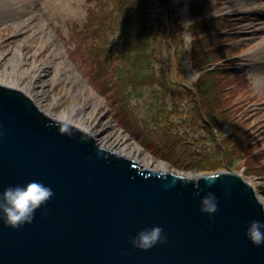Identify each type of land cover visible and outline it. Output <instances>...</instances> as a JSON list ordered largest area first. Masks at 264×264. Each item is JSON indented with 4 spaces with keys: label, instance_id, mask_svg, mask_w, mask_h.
<instances>
[{
    "label": "rangeland",
    "instance_id": "obj_1",
    "mask_svg": "<svg viewBox=\"0 0 264 264\" xmlns=\"http://www.w3.org/2000/svg\"><path fill=\"white\" fill-rule=\"evenodd\" d=\"M98 1L0 0V66L12 64L14 76L34 66L21 58L53 65L42 80L22 82L44 92L47 103L55 104L51 113L78 104L77 119L95 114L139 153L179 173L234 171L251 181L264 201V0H199L201 9L191 0H175L180 22L172 35L181 45L170 47L157 30L156 55L149 64L132 65L139 78L145 76L135 80L141 85L136 90L114 76L127 64L112 28L117 22L104 26L98 57L85 39L89 10L102 4ZM145 1L160 15L159 0ZM206 42L221 50L207 54ZM225 44L233 52L226 54ZM101 64L108 71L100 73Z\"/></svg>",
    "mask_w": 264,
    "mask_h": 264
},
{
    "label": "water",
    "instance_id": "obj_2",
    "mask_svg": "<svg viewBox=\"0 0 264 264\" xmlns=\"http://www.w3.org/2000/svg\"><path fill=\"white\" fill-rule=\"evenodd\" d=\"M217 173L219 207L200 211L184 173L151 170L72 125L60 130L22 90L0 84V191L39 179L54 194L31 223L0 220V264H264V245L245 235L264 220L256 188L241 174ZM160 224L167 239L133 246L139 228Z\"/></svg>",
    "mask_w": 264,
    "mask_h": 264
},
{
    "label": "trees",
    "instance_id": "obj_3",
    "mask_svg": "<svg viewBox=\"0 0 264 264\" xmlns=\"http://www.w3.org/2000/svg\"><path fill=\"white\" fill-rule=\"evenodd\" d=\"M104 2L113 4V7L110 4L111 8H106L103 4ZM97 3L102 4L96 6L95 10L93 8L89 10V20L86 23V29L84 30L87 33L85 39L93 43L91 53L93 56L98 57V54L102 51L99 47V44L101 43L99 38L106 36L104 26L110 20H115L117 23H114L112 28L115 29L116 36L119 38L118 49H120L121 44L124 45L122 56L127 64L119 65L115 70L114 76L118 78L119 82L125 85V87H128V85L131 84L134 90H136L138 87H141V85L139 82L135 83V80H142L145 76L139 78L138 72H136V69L134 70L132 65L137 64L140 67L146 63L149 64L151 58L156 55V49L152 45H156L159 42L156 38L157 30H162V32L166 34H164V38L170 47L173 42L176 44L174 45L176 50L179 48V45H181L180 40L172 35L177 29L175 24L179 21V15L175 8L176 1L159 0V5L163 9L161 10L163 11V15L161 11H159L160 15L154 11V3H149L145 0H114L113 3L110 0H99ZM190 3L192 6L195 4L199 9L202 7L199 0H191ZM148 7L152 10L150 11ZM157 20H160V23H157ZM196 25L197 22L192 24V28H195ZM167 26H169V30H166ZM90 38L92 39L90 40ZM139 40L141 41V44H138ZM82 41H84L83 38ZM206 44L208 49L207 54L221 50L219 48L211 47L207 42ZM224 47H226V54L233 52V50H228L231 46L225 45ZM105 49L109 51V48L105 47ZM211 61L214 62L216 60ZM101 66L102 69L100 70V73L108 71L107 65L101 64ZM200 69L202 70L204 68Z\"/></svg>",
    "mask_w": 264,
    "mask_h": 264
},
{
    "label": "clouds",
    "instance_id": "obj_4",
    "mask_svg": "<svg viewBox=\"0 0 264 264\" xmlns=\"http://www.w3.org/2000/svg\"><path fill=\"white\" fill-rule=\"evenodd\" d=\"M60 130L72 134V121L70 117H64L59 121ZM218 174L211 173L201 175L190 173L182 176L186 182H190L196 188L194 196L199 198L200 211L207 213L209 217L215 213L219 207V199L215 192L204 191L200 181L203 179L208 184L215 182ZM54 194L50 184L39 179L29 180L23 184H9L0 191V220L4 224L13 228L25 223H31L36 214V210L46 204ZM264 206V201L261 202ZM245 235L255 245H264V220L252 218L247 221ZM167 239V233L160 224H152L139 228L130 237L133 246L140 249H149L158 242Z\"/></svg>",
    "mask_w": 264,
    "mask_h": 264
},
{
    "label": "bare ground",
    "instance_id": "obj_5",
    "mask_svg": "<svg viewBox=\"0 0 264 264\" xmlns=\"http://www.w3.org/2000/svg\"><path fill=\"white\" fill-rule=\"evenodd\" d=\"M23 50L20 51H16V53L21 52L22 53ZM8 57V56H7ZM7 57H5V59H7ZM22 57V56H20ZM27 57V56H26ZM21 60L28 62V64H30L29 62H32L31 64L34 66L31 68V71H22V72H16L14 74V76H11L9 72H15L17 70L16 67H13L12 64L3 66L4 69L2 68V66H0V71H5V73H7L6 75H3L0 73V84L2 83V85L4 84H15V88H18L20 90H24V92L44 111L48 114L49 117H51L52 119L56 120V121H60L62 120L64 117H70L71 121H72V125L77 127L78 129L83 130L86 133H89L90 135H92L93 137L97 138L101 144V146L103 147H107L109 149H111L112 151H114L117 154L120 155H124L127 157H131L134 158L135 160H137L139 163H141L142 165H144L145 167H147L148 169L151 170H157V171H172V172H176L173 170V168L171 166H169L168 164H164L163 162H159L158 160H156L155 158H153L150 155H143L141 153H139V150L133 146L132 143H130L128 141V139L123 136V135H119L117 134V132L114 131L113 127L111 126L109 129H107L105 126L106 124L102 122H99L98 120H96V118H94L93 116L95 114H93L91 117L86 118V119H77L80 118V116H82V114L78 115V111H77V106L78 104H74V106L72 108H70L69 110L65 111L64 113H59V114H53L51 113L52 110L50 109V107L54 106V103H47L46 99H44V92L42 93L41 90L39 89H34L35 86H24L22 85V82H24V80H29L31 78V82L36 81L37 78H39V80H42L44 75H47L49 72H52V68L53 65H50L49 63H41L40 66L36 65L35 66V62L33 59H29L27 58H21ZM13 63V62H12ZM1 64V62H0ZM21 70V69H20ZM11 77L12 78H20L18 80H12L11 81ZM20 80V81H19ZM44 87V84H43ZM35 90H38V92ZM48 104V106H47ZM80 105V104H79ZM93 110L95 108V106H92ZM91 110V111H93ZM89 111V112H91ZM184 173V172H182ZM188 173H184V175H187ZM251 182V181H250ZM260 199L262 200V198L260 197ZM263 201V200H262Z\"/></svg>",
    "mask_w": 264,
    "mask_h": 264
}]
</instances>
